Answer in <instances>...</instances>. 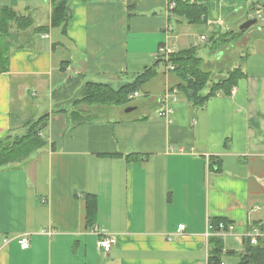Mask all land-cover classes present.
I'll list each match as a JSON object with an SVG mask.
<instances>
[{"label": "crops", "instance_id": "1", "mask_svg": "<svg viewBox=\"0 0 264 264\" xmlns=\"http://www.w3.org/2000/svg\"><path fill=\"white\" fill-rule=\"evenodd\" d=\"M171 2L69 0L67 23L50 26L52 0H0L32 18L11 30L0 138L47 115L39 133L46 146L0 169V264H211V236L222 240V261L241 264L245 238L264 234V20L229 46L243 72L235 85L201 106L177 88L170 62L139 89L153 102L142 111L76 102L85 82L132 81L161 47L177 52L238 31L253 0H205L197 24L175 20ZM173 89L169 121L159 98ZM87 195L96 201L90 226ZM218 217L233 229L215 231ZM105 235L115 237L107 253Z\"/></svg>", "mask_w": 264, "mask_h": 264}, {"label": "trees", "instance_id": "2", "mask_svg": "<svg viewBox=\"0 0 264 264\" xmlns=\"http://www.w3.org/2000/svg\"><path fill=\"white\" fill-rule=\"evenodd\" d=\"M69 0H52L50 15V26H58L67 23L69 19ZM174 7L171 8L172 17L175 20H185L189 24L203 22L206 3L205 0H172ZM32 26L30 15H21L10 6H0V74L9 70V56L11 52L10 34L12 29L25 30ZM34 31L43 30L47 27H35ZM244 30L236 32L220 33L211 35L207 38V46L210 51L217 54L224 48L234 43L237 37ZM159 62H167L163 57L158 59L150 66L145 67L140 73L136 74L132 81L113 88L109 84L85 82L82 85L78 103L87 105H113L125 106L131 98L129 95L139 91L141 86L149 81L156 74V66ZM174 69L179 77V88L185 95L187 101L193 106H201L218 90L230 91L237 79L243 74L240 64L232 67L226 77L222 80L211 82L212 71L203 69V58L199 55L198 47L190 46L168 55ZM209 84L208 91L203 92ZM84 121V120H83ZM47 123V115L39 116L25 123L23 130L18 133H11L0 138V169L13 164L22 163L33 153L46 146L47 142L40 136V130ZM96 201L95 198L86 196V221L90 226L95 220ZM227 224L224 218H212L211 225L215 231L219 230V224ZM259 230L264 233V224L259 226ZM209 262L219 264L223 250V243L220 237L211 236L209 238ZM246 256L241 264H264V234L257 238V244L250 243V238H245ZM255 259V260H254Z\"/></svg>", "mask_w": 264, "mask_h": 264}, {"label": "built area", "instance_id": "3", "mask_svg": "<svg viewBox=\"0 0 264 264\" xmlns=\"http://www.w3.org/2000/svg\"><path fill=\"white\" fill-rule=\"evenodd\" d=\"M170 8L174 7V3L171 2L169 4ZM254 18L257 21L264 20V0H253L251 4V8L249 9L247 13V19ZM205 40L204 36L200 37V41L203 42ZM171 53L167 47H161L160 54L161 56L166 59L168 62V55ZM168 69H174V66L171 63H168L167 65ZM137 93H131L129 97L132 99ZM177 91L175 89L167 91L162 97L159 98V103L161 104V109L159 111V115L169 118L173 114V107L169 106V101L171 99H176ZM192 123H195V120H192ZM180 230L184 229V224H180L178 226ZM219 229H225L228 231H231L233 229L232 225H224L222 222L219 224ZM94 231H99L98 228H94ZM260 232L258 230H255L253 234L250 235V243L255 245L257 244V238L260 236ZM18 242L20 243L21 247L25 248L28 246V237L27 235H23L18 239ZM115 244V237L113 235H105L99 240V247L105 252H109V250L112 248V246ZM219 264H227L224 261H221Z\"/></svg>", "mask_w": 264, "mask_h": 264}, {"label": "rangeland", "instance_id": "4", "mask_svg": "<svg viewBox=\"0 0 264 264\" xmlns=\"http://www.w3.org/2000/svg\"><path fill=\"white\" fill-rule=\"evenodd\" d=\"M260 23H261V21H258L256 24L258 25ZM256 24L254 26H257ZM233 45H234V43H233ZM197 47H198L199 55L203 58V60L212 61V59L216 58V54L213 53L212 51H210L207 45L201 44ZM233 48L234 47L224 48L222 50L224 52V54H223L221 59H219L215 62L213 61L212 63H208V62L203 63V65H202L203 69H207V70L210 69L212 71L211 82H216V81L222 80L224 77H226V75L228 74V71L231 69V67L234 64H237V65L240 64V58L238 57V51L239 50L237 48H234V49ZM163 65H164L163 63H160L159 67L162 68ZM220 69H222V70H220ZM209 84L210 83H208V85L204 89L205 93L208 91ZM113 86L117 87L118 85L114 84ZM146 98H147L146 93L143 90H139L137 92V94L129 101V103L127 105L128 106H138V110L142 111L143 105L146 103H149L146 100ZM149 104H153V102H150ZM135 111H137V110H133V112H135ZM228 261H229L228 264H235L234 263L235 260L232 257H230L228 259Z\"/></svg>", "mask_w": 264, "mask_h": 264}, {"label": "water", "instance_id": "5", "mask_svg": "<svg viewBox=\"0 0 264 264\" xmlns=\"http://www.w3.org/2000/svg\"><path fill=\"white\" fill-rule=\"evenodd\" d=\"M256 22H257V20L254 18L247 19L239 25V30H245V29L251 27L252 25L256 24ZM133 108L134 107H128V108H126V111L133 110Z\"/></svg>", "mask_w": 264, "mask_h": 264}]
</instances>
